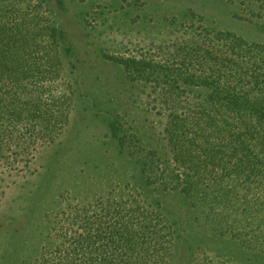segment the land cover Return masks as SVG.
<instances>
[{
	"label": "trees",
	"instance_id": "16d2710c",
	"mask_svg": "<svg viewBox=\"0 0 264 264\" xmlns=\"http://www.w3.org/2000/svg\"><path fill=\"white\" fill-rule=\"evenodd\" d=\"M53 1L0 0V184L35 173L75 107L64 61L74 50L51 18ZM226 1L264 33V0ZM173 25L172 41L111 57L131 82L150 88L166 117L167 155L151 153L143 171L193 209L248 220L249 233L234 224L228 232L264 254V44L212 29L192 11ZM110 127L124 148L117 122ZM48 218L47 243L22 264H166L172 254L160 214L133 199L100 198Z\"/></svg>",
	"mask_w": 264,
	"mask_h": 264
},
{
	"label": "rangeland",
	"instance_id": "374dc122",
	"mask_svg": "<svg viewBox=\"0 0 264 264\" xmlns=\"http://www.w3.org/2000/svg\"><path fill=\"white\" fill-rule=\"evenodd\" d=\"M49 11L74 50L64 61L75 107L60 141L38 155L35 173L0 184V264L34 256L47 243L48 216L107 197L133 199L160 214L172 241L166 264H264L255 245L228 232L232 224L250 226L248 220L193 209L180 191L148 182L150 154L167 155L166 117L154 109L150 88L131 82L112 61L172 41L174 20L190 11L212 29L264 44L260 22L226 0H56ZM113 122L124 148L112 136Z\"/></svg>",
	"mask_w": 264,
	"mask_h": 264
}]
</instances>
